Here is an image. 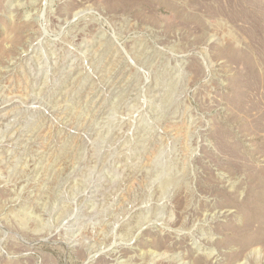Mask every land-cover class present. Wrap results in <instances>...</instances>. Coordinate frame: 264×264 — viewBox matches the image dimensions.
<instances>
[{
    "label": "rangeland",
    "instance_id": "rangeland-1",
    "mask_svg": "<svg viewBox=\"0 0 264 264\" xmlns=\"http://www.w3.org/2000/svg\"><path fill=\"white\" fill-rule=\"evenodd\" d=\"M0 264H264V0H0Z\"/></svg>",
    "mask_w": 264,
    "mask_h": 264
}]
</instances>
